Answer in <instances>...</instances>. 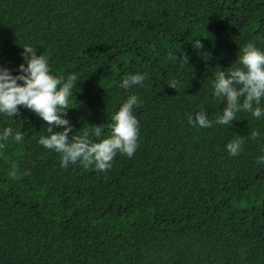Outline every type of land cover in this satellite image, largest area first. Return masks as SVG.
<instances>
[{
    "label": "trees",
    "instance_id": "1",
    "mask_svg": "<svg viewBox=\"0 0 264 264\" xmlns=\"http://www.w3.org/2000/svg\"><path fill=\"white\" fill-rule=\"evenodd\" d=\"M249 42L264 47V0H0V65L15 72L31 44L54 73L81 79L73 131L94 124L107 136L131 94L140 122L134 155L99 171L61 167L30 110L0 117L23 134L0 148V264H264V117L187 121L221 113L212 75ZM134 72L147 73L143 86L119 88ZM237 136L243 150L231 156Z\"/></svg>",
    "mask_w": 264,
    "mask_h": 264
},
{
    "label": "clouds",
    "instance_id": "2",
    "mask_svg": "<svg viewBox=\"0 0 264 264\" xmlns=\"http://www.w3.org/2000/svg\"><path fill=\"white\" fill-rule=\"evenodd\" d=\"M22 48L23 61L15 72L0 65V117H16L20 107L37 114L47 124V134L39 136L37 143L58 153L61 167L80 163L106 171L113 166L117 154L129 158L134 155L139 146L140 131V122L133 111L139 104L137 95H129L111 115V131L107 136L103 135L100 125L94 124L91 128L73 131L66 113L81 79L75 73H54L49 57L43 52L38 54L31 44H23ZM146 76L147 73H128L118 87L128 90L143 86ZM167 83L177 89L179 81L173 78ZM211 94L225 102L221 113L210 120L206 111L200 109L193 112L195 115H188V124L200 129L214 124L230 125L240 112L250 113L258 119L264 117V47L253 42L239 46L237 59L229 67L215 68ZM259 134L258 130L251 129L248 135L256 139ZM22 139V132L11 126L0 129V148L9 141L19 143ZM243 144V139L237 136L225 147L229 155L237 156L243 150ZM261 152L264 153V147ZM256 163L264 164V154L256 157Z\"/></svg>",
    "mask_w": 264,
    "mask_h": 264
}]
</instances>
